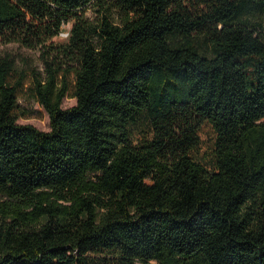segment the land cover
<instances>
[{
  "label": "trees",
  "instance_id": "obj_1",
  "mask_svg": "<svg viewBox=\"0 0 264 264\" xmlns=\"http://www.w3.org/2000/svg\"><path fill=\"white\" fill-rule=\"evenodd\" d=\"M13 42L51 129L1 57L0 264H264V0H0Z\"/></svg>",
  "mask_w": 264,
  "mask_h": 264
},
{
  "label": "rangeland",
  "instance_id": "obj_2",
  "mask_svg": "<svg viewBox=\"0 0 264 264\" xmlns=\"http://www.w3.org/2000/svg\"><path fill=\"white\" fill-rule=\"evenodd\" d=\"M87 15L93 19L97 18L99 13L97 7L88 8ZM119 18L118 14H115ZM115 17V18H116ZM72 24L65 25L64 32L57 41H63L68 36V30ZM9 57L15 64L14 80H22L18 90V106L15 115L19 124H30L42 131H49L50 117L48 112L38 101L34 89L36 79H44L47 76L46 65L42 58L40 49L28 48L19 43H8L0 45V58ZM70 79V77H69ZM71 90L63 101V108H69L76 104L77 100Z\"/></svg>",
  "mask_w": 264,
  "mask_h": 264
}]
</instances>
